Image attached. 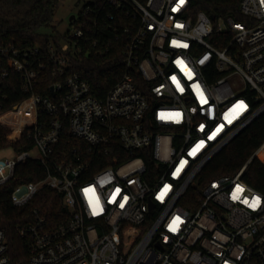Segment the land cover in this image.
Masks as SVG:
<instances>
[{
  "label": "built area",
  "instance_id": "2783aa9c",
  "mask_svg": "<svg viewBox=\"0 0 264 264\" xmlns=\"http://www.w3.org/2000/svg\"><path fill=\"white\" fill-rule=\"evenodd\" d=\"M205 1L79 0L46 54L0 44V125L13 144L33 143L0 159V186L28 160L46 168L10 194L25 211L15 226L22 240L14 246L0 228V264H264V190L243 177L255 158L264 161V140L236 173L208 176L264 117V0H240V20L206 11ZM103 19L116 22V39L121 31L124 72L99 97L72 68L84 53L111 50ZM46 59L61 79L51 97L33 91ZM18 77L29 95L8 104ZM65 128L85 146L58 161ZM149 148L150 173L135 155ZM44 190L61 196L64 217L33 205Z\"/></svg>",
  "mask_w": 264,
  "mask_h": 264
},
{
  "label": "trees",
  "instance_id": "16d2710c",
  "mask_svg": "<svg viewBox=\"0 0 264 264\" xmlns=\"http://www.w3.org/2000/svg\"><path fill=\"white\" fill-rule=\"evenodd\" d=\"M66 0H0V44L15 41L23 47H32L39 45L41 50L47 53L48 43L54 40L59 46L60 38H63V32L53 25L56 13L61 3ZM198 3V1H195ZM202 6L206 11L223 12L224 14L234 15L237 19H242L237 15L236 10L239 7L240 0H209ZM111 9L104 10L103 16L108 18ZM114 12V11H113ZM116 27V22L102 20V28L104 32H111L105 35L104 40L111 38V50L106 51L104 48L100 52L93 49L88 55L82 54L75 59L73 70L78 71L87 77L92 86L96 90L99 97H104L109 89L121 79L123 75V48L121 31L117 32L119 38L113 37L112 27ZM44 28L54 29L53 33L43 32ZM46 69L39 77L38 83L34 88V92L44 96H52V86L60 81V77L53 76L52 66L49 60H45ZM19 78V79H18ZM17 78L15 88L8 87L10 94L9 103H16L28 96L21 89L22 79ZM16 92L14 93L13 91ZM14 113L4 116L5 119L10 118ZM11 129L0 125V150L13 146L17 151L30 149L33 147L32 142H28L25 138L21 142L13 144L9 140ZM264 140V117L258 120L237 137L211 165L209 177H218L224 174L236 173L242 165L248 161L251 155L261 145ZM84 147L85 144L79 139L72 137L68 128H65L61 136L60 142L56 147V159L61 161L69 155L73 156V147ZM135 155L142 156L145 159L146 167L150 173L154 168V159L152 157V149L138 151ZM94 160L97 155L92 153ZM95 167V166H94ZM93 167V168H94ZM96 169V168H94ZM46 172L45 166L39 161L28 160L18 165L17 176L15 180L0 186V228L6 230L8 237L11 238L13 245L20 244L15 226L19 223L24 215L23 209L14 207L10 202V194L14 187L23 181L37 180L44 176ZM244 179L249 185L256 189L264 190V161L259 157L255 158L247 167ZM44 202L38 204L40 209L50 219L55 217H64L66 209L62 206V198L60 195L44 190ZM46 199V200H45Z\"/></svg>",
  "mask_w": 264,
  "mask_h": 264
},
{
  "label": "rangeland",
  "instance_id": "374dc122",
  "mask_svg": "<svg viewBox=\"0 0 264 264\" xmlns=\"http://www.w3.org/2000/svg\"><path fill=\"white\" fill-rule=\"evenodd\" d=\"M92 0H82V4L91 2ZM77 0H66L65 2L61 3L53 25L58 29V31L65 32L67 29L71 28L70 23V16L72 14H78L81 8V5L76 6ZM54 29L51 28H44L43 32H47L52 34ZM16 151L13 146H9L7 148H3L0 150V159L10 158L15 156Z\"/></svg>",
  "mask_w": 264,
  "mask_h": 264
},
{
  "label": "water",
  "instance_id": "95a60500",
  "mask_svg": "<svg viewBox=\"0 0 264 264\" xmlns=\"http://www.w3.org/2000/svg\"><path fill=\"white\" fill-rule=\"evenodd\" d=\"M79 5V0H78V2H76V6H78ZM213 17H214V15H212ZM75 18V15L74 14H72L71 16H70V20H73ZM154 204H152V206H153Z\"/></svg>",
  "mask_w": 264,
  "mask_h": 264
}]
</instances>
